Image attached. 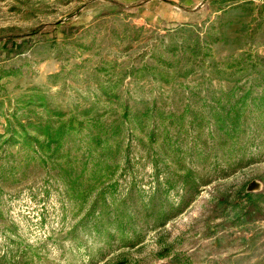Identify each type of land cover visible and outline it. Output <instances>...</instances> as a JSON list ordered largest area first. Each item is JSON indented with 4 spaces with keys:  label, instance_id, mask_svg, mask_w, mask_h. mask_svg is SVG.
Here are the masks:
<instances>
[{
    "label": "rangeland",
    "instance_id": "obj_1",
    "mask_svg": "<svg viewBox=\"0 0 264 264\" xmlns=\"http://www.w3.org/2000/svg\"><path fill=\"white\" fill-rule=\"evenodd\" d=\"M170 1L0 0V264H264V0Z\"/></svg>",
    "mask_w": 264,
    "mask_h": 264
},
{
    "label": "trees",
    "instance_id": "obj_2",
    "mask_svg": "<svg viewBox=\"0 0 264 264\" xmlns=\"http://www.w3.org/2000/svg\"><path fill=\"white\" fill-rule=\"evenodd\" d=\"M165 1L172 2L170 0H165ZM187 10H189V9H187ZM41 28H43V25H38L34 29H32L28 34L29 35H33V34L39 33ZM74 28L75 27L65 26V27L62 28V30L66 31V33H67V32H71ZM16 37H22L23 38L22 35H20V36H15V35L12 36V35H10V36L4 37L5 39H4V42H3L2 46L4 48H13V50H17L18 48H20L21 45H19L20 43L19 44L15 43L14 38H16ZM70 121H71V119L67 120V122H64L63 124L58 126V128L55 131H58L62 127H65L66 124L69 123ZM99 164H100L99 161H96L95 163H93L94 166H98Z\"/></svg>",
    "mask_w": 264,
    "mask_h": 264
}]
</instances>
